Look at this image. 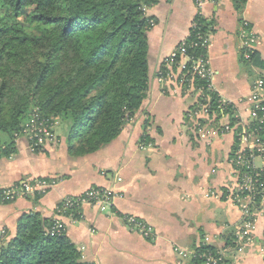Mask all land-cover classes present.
<instances>
[{
	"label": "crops",
	"instance_id": "0c3cea01",
	"mask_svg": "<svg viewBox=\"0 0 264 264\" xmlns=\"http://www.w3.org/2000/svg\"><path fill=\"white\" fill-rule=\"evenodd\" d=\"M203 1L213 86L247 119L252 86L264 73V0H247L241 10L234 0ZM197 11L195 0H159L148 8L157 18L149 34L150 88L142 110L116 140L95 153L75 156L70 146L76 140L68 141V126L61 124L58 144L32 152L21 138L16 156L0 160V185L59 179L44 196L0 204V226L14 235L24 214L53 218L66 196L106 186L119 194L108 209L85 205L76 218L64 217L66 233L84 262L201 264L195 252L226 246L232 226L243 218L230 197L237 177L230 163L233 137L209 134L200 140L186 115L192 99L162 93L156 78L162 59L188 37ZM244 23L255 37L259 65L242 55ZM127 216L142 220L150 233L133 229ZM254 233L256 243L229 253L223 264H264L262 208L256 210Z\"/></svg>",
	"mask_w": 264,
	"mask_h": 264
},
{
	"label": "trees",
	"instance_id": "16d2710c",
	"mask_svg": "<svg viewBox=\"0 0 264 264\" xmlns=\"http://www.w3.org/2000/svg\"><path fill=\"white\" fill-rule=\"evenodd\" d=\"M234 1L241 10L247 0ZM158 2L0 0V156L16 152L34 107L68 126L75 156L116 140L150 88L149 34L157 18L147 10ZM199 22L190 40L207 33V21ZM250 62L261 64L254 50ZM54 224L52 217L24 214L0 246V264H87L66 232L49 233Z\"/></svg>",
	"mask_w": 264,
	"mask_h": 264
},
{
	"label": "built area",
	"instance_id": "2783aa9c",
	"mask_svg": "<svg viewBox=\"0 0 264 264\" xmlns=\"http://www.w3.org/2000/svg\"><path fill=\"white\" fill-rule=\"evenodd\" d=\"M198 8L196 17L192 22V27L188 37H186L168 56L165 61L166 66H174L182 63V69L179 68V73H183L176 81L179 85H183L188 91H191V95L197 96L200 99L202 109L206 115L210 114V118H214L213 113L216 111L222 118H226L230 108L235 112V124L230 122L226 123L225 127L229 129L232 126H240L242 131L240 132V145L237 152L235 162L236 166L250 165L255 159V152L264 157V137L261 136L264 131V73L254 82L251 89V105L249 106L248 119L244 120L240 113L236 110L237 106L231 100L220 95L213 86V71L210 68L209 60L207 57V51L209 46V35L197 34L195 40H190L193 30L198 28L199 21L202 19V6L203 0H195ZM153 23V21H152ZM242 26L241 40H242V55L244 59L251 60V52L255 37L253 33L246 28L247 24ZM248 38H250L248 40ZM199 47L204 49V52L198 54H191L190 50L198 49ZM176 64V65H175ZM175 73L172 67L166 68V73L161 76L162 81H168L174 78ZM229 109V110H228ZM200 110L195 109L193 115L198 116ZM187 117H191V114H187ZM198 119L202 117H197ZM221 118V119H222ZM59 121V120H58ZM54 120L44 117L41 112L33 113L30 118L24 124L22 135L27 138L28 144L34 148H40L45 145L46 142L58 144L60 142L59 134H56L54 128ZM199 127L201 123H199ZM255 138V146L243 147L244 143H250L251 139ZM247 182L243 180V184H239L238 189L241 192H247L248 197L243 206L244 218L242 221L233 228V237L237 241V250L243 249L246 246L252 245L255 241V215L256 210L264 206V191L259 195L261 202L257 199V195L260 193V187L258 182L264 180V165L257 171L255 169L246 175ZM51 178H41L39 180L29 182L22 181L17 185L7 188L5 193L8 197H20L36 191L37 182L41 188L51 187L55 180ZM121 180V178H119ZM29 182V183H28ZM54 182V183H53ZM39 188V187H38ZM119 195L117 191L106 186H92L87 189L83 194L78 196H67L57 206L58 215L65 213H71L74 210L81 209L85 205L98 206L101 210L108 209L114 198ZM237 197V196H236ZM70 217L72 214L69 215ZM126 221L133 229L140 230L145 234L150 233V228L142 220L135 216H127ZM65 231V224L59 216L55 219V224L49 229L51 235L60 234ZM3 230H0V238L3 237ZM0 246H2L0 241ZM80 250V249H79ZM264 253V247L260 248ZM231 251L226 248L218 249L215 251H197L193 254L194 257H199L201 264H222L228 257ZM81 259L84 262V255L81 253ZM87 264H99V263H87Z\"/></svg>",
	"mask_w": 264,
	"mask_h": 264
},
{
	"label": "rangeland",
	"instance_id": "374dc122",
	"mask_svg": "<svg viewBox=\"0 0 264 264\" xmlns=\"http://www.w3.org/2000/svg\"><path fill=\"white\" fill-rule=\"evenodd\" d=\"M23 19H24V17H20L21 21H23ZM151 21H153V25H155V21L154 20H151ZM249 39L250 38H248V40ZM167 58L168 57L163 58L162 61L160 62V67L158 68L157 77L156 78H157V81H158V84H159V87H160V90L162 91V93L168 92L169 95H172V96H180V95L183 94L186 98H191L192 99V101L190 102V105L187 107V110H186V115L187 114H191V117H189V123H190L191 131L193 133H195L199 137L200 140L202 138H206V136L209 135V134L210 135H214V134L215 135L216 134L226 135V134L229 133L230 135H232L233 140H234V146L232 148V154H231V157H230V163H231V166H233V168L235 167V171H236L237 177L235 178V181L233 183V187H231V188H234V190L232 191L230 197L232 198V201L235 202V204H237L238 206L242 207L243 204L245 203V201L247 200L248 193L239 191L238 186H239V184H241V185L243 184V180L247 182L246 175L249 172H252L254 169H255V171H257L259 168H261L264 165V157L259 155L258 152H255V159H254L252 164H250V165L249 164L248 165H242V166H239V167H237L235 165L236 164L235 158H236L237 152L239 151V145H240L239 144L240 143V141H239L240 132L242 131V129H241L240 126H232L229 129H227L225 127L226 123L229 122V119H231V120L235 119V112L230 110L228 112L226 118H222L220 116V114H217L216 111L213 113L214 118H212V117L210 118V114L206 115V113L202 109V105L200 103V99H197V96L191 95L190 94L191 91H188L183 85H179L176 82L178 80V78L181 75H183V73H179V68L182 69V63L178 62V65H176V66H169V65L166 66L165 61L167 60ZM169 67H172L174 72L178 73V74H175L174 78L171 79V80L162 81L161 76L166 73V68L169 69ZM251 104L252 103H250V105ZM247 105H249V102H248ZM196 108H198L200 110V113H199L198 116L193 115ZM36 112H41L38 107H34L33 108L32 114L36 113ZM45 117L48 118V119L54 120V123H59V124H55V126H54V128H55V130L57 132L56 134H59V133L62 132L61 124L63 125V123H61L62 120L60 119V117H57V116H54V115L45 116ZM197 117H202V119L201 118L198 119ZM248 118H250V117H248ZM243 119L246 120V118H243ZM231 120H230V122L232 124H235V121H231ZM199 123H201L202 127L201 126L199 127V125H200ZM261 136L264 137V131H263V134H261ZM18 137H20V138H17V140H16L17 142H19V140L21 138H23V137H21V135L18 136ZM254 139L255 138H252L250 143H244L243 147H249V146H253L254 147L255 146L254 141H253ZM53 145H55V144L50 143V142H46L45 145L42 148H44V147L48 148L49 146H53ZM27 147L32 152H37L38 150H40L39 148L31 147L30 144H28ZM17 152H18V147L16 149V152L12 153L11 155H9V156H5V155L0 156V160H5L7 158H14L16 156ZM259 161H261V163ZM41 178H44V177H41ZM41 178L39 177V178H36V179H33V180L30 179V180H24V181L33 182V181L39 180ZM51 179L55 180V183L53 182L54 184L51 187L49 186L48 188H46V187L45 188H41V186L38 185V183H39V181H38L37 182V186H36L37 188H35L36 189L35 192L32 191L33 193H30V194H27V195H24V196H20V197L17 196L15 198L6 196L5 191H6L7 188L15 186L19 182H16V183H13V184H7V185H0V204L9 203V202L15 201V200H17L19 198H36V197L44 196L45 194H47L58 183V180H59L57 177L56 178L52 177ZM117 180L121 181L122 179L119 180V177H118ZM258 187H260L259 188L260 189V193L257 195V199H258L259 195L262 194V191H264V180H262V181L260 180L258 182ZM78 195H80V194H78ZM78 195H74V196H78ZM81 209H77V210L72 211L70 213V214H72V216L71 217L69 216V217L70 218H76L78 215H80ZM241 210H242V208H241ZM243 210H242V212H243ZM59 216L61 217V220L65 224V231L64 232H66V227L67 226H66V222L64 220V217H68V216H66L65 214L58 215L57 209H56V214H55V216L53 218L57 219ZM243 218H244V215H243ZM243 218L241 219V221L243 220ZM238 223L235 224L234 226H232L231 232L229 234V238H228L227 243H226V248L231 251L230 252L231 254H232V252L237 250L236 249L237 248V245H236L237 241L233 237V234H232L233 231L232 230H233L234 227H236V225H238ZM0 230H3V234H4L2 239L0 238V241H1L2 245L5 244L7 242V240L12 238L16 234L15 233L14 235H11L9 233V231H8V228L6 226H0ZM254 242L256 243V239H255ZM252 245H254V243ZM249 246H251V245H249ZM261 247H264V245H262Z\"/></svg>",
	"mask_w": 264,
	"mask_h": 264
}]
</instances>
